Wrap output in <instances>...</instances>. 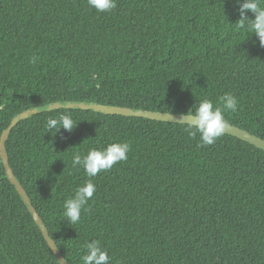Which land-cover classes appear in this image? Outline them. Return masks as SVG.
<instances>
[{
	"label": "trees",
	"instance_id": "16d2710c",
	"mask_svg": "<svg viewBox=\"0 0 264 264\" xmlns=\"http://www.w3.org/2000/svg\"><path fill=\"white\" fill-rule=\"evenodd\" d=\"M239 18L236 0H117L105 13L0 0V136L15 114L58 100L186 113L232 92L229 123L264 139V47ZM61 113L76 127L47 132ZM115 141L130 143L127 161L92 178L72 167L74 153ZM198 141L179 122L55 108L17 122L5 146L68 264L90 240L110 264H264V150L227 133ZM87 179L96 192L71 226L63 202ZM0 264H60L1 161Z\"/></svg>",
	"mask_w": 264,
	"mask_h": 264
},
{
	"label": "clouds",
	"instance_id": "9594fccd",
	"mask_svg": "<svg viewBox=\"0 0 264 264\" xmlns=\"http://www.w3.org/2000/svg\"><path fill=\"white\" fill-rule=\"evenodd\" d=\"M239 6L240 18L236 21L235 28L247 34H255L259 44L264 47V6L260 0H236ZM87 5L97 13L110 12L117 7V0H87ZM254 14V19L249 18L247 12ZM37 57L30 59L31 63L37 62ZM35 111H46L47 107H36ZM238 110V98L232 92H224L214 102L210 99L199 100L194 108L181 115L184 131L188 136L196 139L199 136L198 147L212 145L222 137L230 123L225 113H235ZM70 113H61L58 117H49L46 121L47 132H59L61 128L71 132L76 127ZM131 145L127 141H115L106 146L89 149L86 154L76 152L72 157V167L83 169L89 178L101 172L110 171L114 165L125 162ZM96 192V185L92 179H87L82 185L75 188L73 194L67 197L62 205L63 219L73 226L81 221V213L89 206V201ZM85 251L80 256L82 264H110L111 257L108 250L99 240H90L84 245Z\"/></svg>",
	"mask_w": 264,
	"mask_h": 264
},
{
	"label": "water",
	"instance_id": "95a60500",
	"mask_svg": "<svg viewBox=\"0 0 264 264\" xmlns=\"http://www.w3.org/2000/svg\"><path fill=\"white\" fill-rule=\"evenodd\" d=\"M36 107H47V110H52L55 108L91 109V110L101 112L104 114H121V115H126V116H140V117H145V118H150V119H155V120L179 122V123H183L181 122V120L186 119V118H181V115L183 113L163 112V111H156V110H144L140 108H130V107H125V106L100 104L95 101H75V100H58V101L49 102L43 105L31 106L15 114L12 117L9 126H7L3 130L0 136V161L4 166L5 175L10 181V183L14 185L18 194L22 197L23 202L26 204L29 212L32 214V217L35 223L39 227L43 237L45 238L49 248L54 253L58 262L60 264H68L64 256L61 254L59 248L55 244L54 240L49 236L46 226L44 225L41 217L39 216V214L33 207L29 199V196L27 195L25 189L22 187L21 183L16 178L8 162L5 141L8 137L10 129L15 124H17V122H19L20 120L26 119L29 116H32L38 112H41V111H35L34 109ZM225 133L236 136L264 150V139L263 138L255 134H252L249 131L242 129L236 125L230 124V127L226 129Z\"/></svg>",
	"mask_w": 264,
	"mask_h": 264
}]
</instances>
